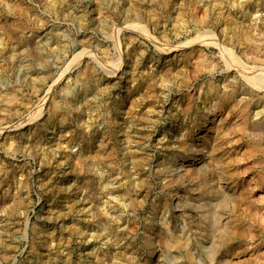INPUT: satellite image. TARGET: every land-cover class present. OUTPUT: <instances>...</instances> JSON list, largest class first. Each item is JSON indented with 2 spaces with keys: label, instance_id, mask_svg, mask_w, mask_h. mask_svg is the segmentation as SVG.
Instances as JSON below:
<instances>
[{
  "label": "rangeland",
  "instance_id": "374dc122",
  "mask_svg": "<svg viewBox=\"0 0 264 264\" xmlns=\"http://www.w3.org/2000/svg\"><path fill=\"white\" fill-rule=\"evenodd\" d=\"M192 254L264 264V0H0V264Z\"/></svg>",
  "mask_w": 264,
  "mask_h": 264
},
{
  "label": "bare ground",
  "instance_id": "6f19581e",
  "mask_svg": "<svg viewBox=\"0 0 264 264\" xmlns=\"http://www.w3.org/2000/svg\"><path fill=\"white\" fill-rule=\"evenodd\" d=\"M59 105V104H58ZM56 114V113H55ZM197 161V159H196V157H193V156H190V157H187V159L184 161V169H185V171L186 172H188L189 171V166H191L190 164H192V163H194V162H196ZM215 161V160H214ZM197 166V165H196ZM184 169H182L183 171H184ZM198 170V169H197ZM192 171V170H191ZM179 173V172H178ZM182 174V173H181ZM188 174V173H187ZM183 175V174H182ZM254 183V182H253ZM220 192V191H219ZM222 193H224V192H222ZM226 193V192H225ZM215 194V193H214ZM225 195V194H224ZM178 197V196H177ZM222 199V198H221ZM218 203V202H217ZM211 211V210H210ZM221 220V219H220ZM221 222V221H220ZM167 223V222H166ZM167 225V224H166ZM227 225V224H226ZM169 226V225H168ZM173 232V231H172ZM161 234V233H160ZM166 242V241H165ZM169 242V241H168ZM175 242V241H174ZM174 242H172V243H174ZM176 243H177V241H176ZM207 249L209 250V253L211 254V256L214 254V251H213V249H210L209 247H207ZM155 251V250H154ZM191 254V253H190ZM213 257V256H212ZM188 258H189V262H188V264H194L195 263V258H194V255L192 254V255H189L188 256ZM212 259V258H211ZM197 260V259H196ZM198 264H200V262H201V259L199 258V261H196Z\"/></svg>",
  "mask_w": 264,
  "mask_h": 264
}]
</instances>
